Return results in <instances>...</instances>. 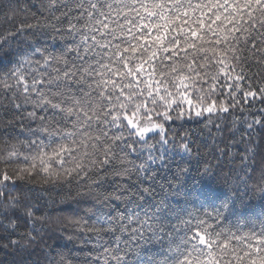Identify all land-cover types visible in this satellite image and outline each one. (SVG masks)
Listing matches in <instances>:
<instances>
[{
  "label": "snow or ice",
  "instance_id": "6c2138e0",
  "mask_svg": "<svg viewBox=\"0 0 264 264\" xmlns=\"http://www.w3.org/2000/svg\"><path fill=\"white\" fill-rule=\"evenodd\" d=\"M0 251L264 264V0H0Z\"/></svg>",
  "mask_w": 264,
  "mask_h": 264
},
{
  "label": "trees",
  "instance_id": "16d2710c",
  "mask_svg": "<svg viewBox=\"0 0 264 264\" xmlns=\"http://www.w3.org/2000/svg\"><path fill=\"white\" fill-rule=\"evenodd\" d=\"M257 205H259L258 198L253 201ZM49 244H54L53 241H49ZM35 258V257H34ZM17 259L16 257L12 256L11 254H8L6 252L0 251V264H12V262Z\"/></svg>",
  "mask_w": 264,
  "mask_h": 264
}]
</instances>
